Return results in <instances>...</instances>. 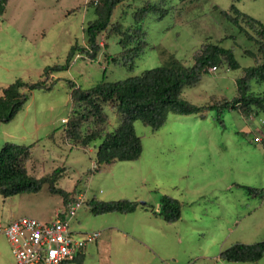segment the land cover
I'll return each instance as SVG.
<instances>
[{"label": "rangeland", "instance_id": "obj_1", "mask_svg": "<svg viewBox=\"0 0 264 264\" xmlns=\"http://www.w3.org/2000/svg\"><path fill=\"white\" fill-rule=\"evenodd\" d=\"M98 1L9 0L0 16V97L15 81L36 82L47 67L64 64L74 44L84 46V29L95 19ZM140 1L128 0L117 7L113 23L132 24V13ZM233 3L264 22V0H166L169 14L163 20L150 15L145 21L149 47L134 70L107 63V55L120 53L122 47L118 37L103 33L96 61L76 56L67 71L53 75L60 80L51 91L33 92L12 121L0 122V152L7 143L33 145L29 174L39 178L64 167L56 187L73 198L132 200L155 208L162 196L182 202V217L173 224L152 218L142 207L131 214L96 216L83 205L72 218L71 229L77 233L101 231L108 253L102 264H110L109 259L116 264H162L161 260L163 264H264V256L255 263L219 261L221 252L237 243L264 241V199L237 186L264 188V145L255 142L254 136L264 111L254 120L237 111L221 115L208 111L204 117L170 112L157 131L137 121L141 157L103 166L89 177L87 173L97 168L96 146L85 151L71 147L65 138L72 107L68 81L86 90L103 81L138 76L165 65L172 56L192 66L194 52L209 41L232 48L241 69L205 73L198 84L185 87L182 96L198 106L211 104L213 97L233 99L242 69L255 64L249 51L258 52L256 44L222 13L231 11ZM250 90L263 93L264 81H253ZM64 205L63 196L52 194L48 185L39 193L0 196V223L22 217L49 222L57 218L58 211L64 212ZM146 219L164 228L138 226ZM124 233H129L127 240ZM136 233L144 235L150 247L139 246ZM9 245L1 235L3 264L12 263ZM86 264L99 263L88 256Z\"/></svg>", "mask_w": 264, "mask_h": 264}, {"label": "trees", "instance_id": "obj_2", "mask_svg": "<svg viewBox=\"0 0 264 264\" xmlns=\"http://www.w3.org/2000/svg\"><path fill=\"white\" fill-rule=\"evenodd\" d=\"M8 1L0 0V16L5 13ZM127 1L99 0L94 8L95 19L84 29L87 40L84 46L74 44L65 63L47 67L38 81L26 82L19 79L3 89L0 97V122L12 121L33 92L51 91L60 80L53 78V75L67 71L76 56L82 54L96 61L102 49L99 37L103 33L118 37L122 47L120 53L107 55V63L125 65L134 70L137 60L149 47L146 19L152 15L155 20H163L169 14L170 8L166 7V0H141L132 13V24L125 26L120 21L113 23L115 9ZM222 13L258 49L257 53L249 51L248 54L255 60V64L242 69V75L236 79L237 93L231 100L226 97H213L211 104L198 106L182 96L185 87L198 84L211 68L241 69L234 50L223 47L220 42L209 41L202 44L194 52L192 66H185L172 56L165 65L146 70L138 76L117 82L103 81L86 90L75 82L68 81L72 90V107L65 125V138L71 147L85 151L96 146L94 159L97 168L89 171L88 177L100 171L103 166L121 161H137L141 157L143 145L141 137L136 133L137 121L157 131L165 124L170 112L181 115L200 114L204 117L208 111H216L219 115L227 111H237L250 120L251 116L256 117L264 111V92L255 93L250 90L253 81H264V22L243 13L235 3L231 6V11ZM106 72L104 69L105 74ZM32 148L33 145L15 143H7L2 148L0 196L6 199L18 194L39 193L48 185L50 192L61 194L66 204L73 197L56 187L64 167L39 178L29 174L27 164L32 156ZM237 186L245 189L251 196L264 199V188L239 184ZM85 204L96 216L114 212L131 214L142 207L153 215L162 217L169 224L181 219L183 209L182 202L171 196H162L158 208L141 206L140 202L132 200L101 201L92 198ZM263 256L264 241L256 244H235L220 254V258L226 262L255 263ZM82 262V255L73 261L76 264Z\"/></svg>", "mask_w": 264, "mask_h": 264}, {"label": "built area", "instance_id": "obj_3", "mask_svg": "<svg viewBox=\"0 0 264 264\" xmlns=\"http://www.w3.org/2000/svg\"><path fill=\"white\" fill-rule=\"evenodd\" d=\"M216 70L211 68L209 72L215 74ZM260 122L254 133L255 142L264 145V119ZM85 202L84 195L72 198L64 205V212L58 211L57 218L49 222L22 217L0 223V234L10 243L16 264H65L83 255L101 237L99 231L77 233L71 229L72 218Z\"/></svg>", "mask_w": 264, "mask_h": 264}, {"label": "crops", "instance_id": "obj_4", "mask_svg": "<svg viewBox=\"0 0 264 264\" xmlns=\"http://www.w3.org/2000/svg\"><path fill=\"white\" fill-rule=\"evenodd\" d=\"M146 211V210H145ZM135 213V212H134ZM146 213L150 214L152 216V218H156V219H161L162 217L160 216H155L153 215L152 213H150L149 211H146ZM19 219V218H18ZM163 219V218H162ZM15 220V219H14ZM149 219H146V220H143L142 223L138 226H144V225H156V227H161V228H164L162 227L160 224H157V223H153V221H148ZM179 222V221H178ZM173 224V223H172ZM137 226V227H138ZM166 230V229H165ZM101 232V231H99ZM81 233H85V232H81ZM134 240L139 244V246H143L145 248H148L150 247V244H148L146 238L144 235H139L138 233L134 234ZM1 236V234H0ZM3 236V235H2ZM101 236H102V233H101ZM124 240H127V238H129V233L125 234L124 233ZM237 244H242V243H237ZM7 254H10L11 255V260H12V263L13 264V259H14V256H13V253H12V249L10 247V245L8 246L7 248ZM108 253L106 252V243L104 240H101V237L98 239V241L90 246L87 247L85 253L82 255L83 257V262L82 264H86L87 263V259H88V256L89 258H97L98 259V263L99 264H102L103 261L105 260V256L107 255ZM4 256V253L0 250V264H3L2 263V259L1 257ZM109 256V255H108ZM222 260L221 258H219V261ZM223 261V260H222ZM109 262L110 264H116L114 261L111 262L110 259H109ZM162 264H163V260H161ZM226 262V261H224ZM69 263H73V262H67L65 264H69ZM6 264V263H5Z\"/></svg>", "mask_w": 264, "mask_h": 264}]
</instances>
